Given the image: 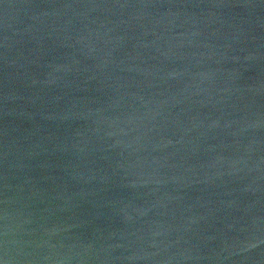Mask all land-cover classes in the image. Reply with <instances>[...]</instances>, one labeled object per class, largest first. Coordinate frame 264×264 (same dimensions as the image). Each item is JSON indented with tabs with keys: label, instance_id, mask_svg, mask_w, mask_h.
Instances as JSON below:
<instances>
[{
	"label": "water",
	"instance_id": "95a60500",
	"mask_svg": "<svg viewBox=\"0 0 264 264\" xmlns=\"http://www.w3.org/2000/svg\"><path fill=\"white\" fill-rule=\"evenodd\" d=\"M0 264H264V0H0Z\"/></svg>",
	"mask_w": 264,
	"mask_h": 264
}]
</instances>
